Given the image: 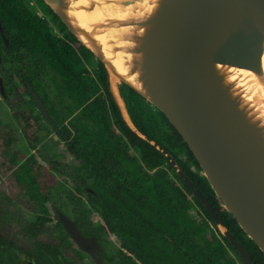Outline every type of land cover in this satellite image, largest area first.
<instances>
[{
    "label": "water",
    "instance_id": "water-1",
    "mask_svg": "<svg viewBox=\"0 0 264 264\" xmlns=\"http://www.w3.org/2000/svg\"><path fill=\"white\" fill-rule=\"evenodd\" d=\"M42 1L109 75L163 114L224 210L264 254V0ZM128 125L162 153L243 264H252L173 158ZM57 215L78 247L103 264L96 239Z\"/></svg>",
    "mask_w": 264,
    "mask_h": 264
},
{
    "label": "trees",
    "instance_id": "trees-1",
    "mask_svg": "<svg viewBox=\"0 0 264 264\" xmlns=\"http://www.w3.org/2000/svg\"><path fill=\"white\" fill-rule=\"evenodd\" d=\"M26 1L0 0V28L8 43L5 47L0 36V56L11 59L13 72L6 83L18 79L24 89L26 84L34 89L37 73L49 69L73 103V107H65L66 120L49 108L47 113L57 127L61 126L59 137L79 167L41 159L47 161L46 170L72 181L75 187L67 197L76 209L81 210L84 199L103 222L102 226H92L81 210L82 215L75 221L77 227L91 229L90 235L97 238L106 232L119 240L115 257H102L111 264H243L234 247L217 231L199 199L175 175L162 153L133 133L130 122L173 158L247 251L252 264H264V254L224 210L190 150L163 114L148 108L150 105L140 95L119 84L123 113L103 65L67 32L42 0L39 5L58 24L61 37L50 32L41 15L31 10ZM15 61H20L21 66H14ZM42 101L48 107L44 98ZM23 138L30 149L35 148L38 140L32 133ZM2 141L0 154L11 156L9 162L16 166L12 139ZM42 168L32 155L13 171L18 188L37 208L35 221L22 227L41 229L52 220L46 208V189L40 182ZM190 201L198 208L201 222L189 217ZM57 226L62 227L59 222ZM229 251L236 255L238 263L229 257Z\"/></svg>",
    "mask_w": 264,
    "mask_h": 264
},
{
    "label": "rangeland",
    "instance_id": "rangeland-1",
    "mask_svg": "<svg viewBox=\"0 0 264 264\" xmlns=\"http://www.w3.org/2000/svg\"><path fill=\"white\" fill-rule=\"evenodd\" d=\"M26 2L31 10L41 15V18L45 21L53 35L57 37L61 36L58 24L49 14L42 10L39 5V0H27ZM5 69H9L8 64H5ZM1 74L2 73H0V76L2 78L3 74ZM42 74L43 78L41 80H37V86L40 93L46 99L49 107L53 109L57 116L60 119H66L67 113L65 107H73V103L62 89L58 77L54 75L53 72L49 69H44ZM118 85L119 81L116 83V88ZM13 87L14 92L12 94L11 105L15 107V110L17 112L19 111V103L21 106L23 101L29 105L33 114L38 116L39 114L35 110V107L30 103L27 93L20 88L21 86L16 80L13 81ZM119 106L122 109V105L120 104ZM148 108L154 109L151 105L148 106ZM38 117L39 128L35 130L34 134H32L38 140V144L35 148L36 153H34V151L31 150L24 141L20 126L13 120L9 106H7L0 98V141L3 143L2 138L12 139L11 152L17 155L16 158L14 157V165L16 166L22 164L23 161L30 155H34L38 164L41 167H44L41 171L42 175L40 182L44 184L46 189L45 193L48 197L46 208L52 217L55 209L63 210L67 215H70L72 212L74 213V206L67 200L66 195L73 190V185L68 181V179L61 177L56 172L46 170L45 167L47 161L50 160L57 163L68 162L72 167H78V164L69 156L57 133H55L54 130L40 118V116ZM10 157L11 156L5 157L0 154V212L4 214V220L1 226L8 227L10 220L15 217L17 218V227H22V225L26 223H33L35 221L37 208L33 203L26 199L23 190L18 188L13 175V171L16 169V166H11V163L9 162ZM41 157L47 161L42 160ZM179 157L180 159L184 158L182 154H180ZM164 168L165 165L162 166V169ZM81 209L88 217L92 226L99 227L103 225L101 218L86 204L83 205L82 203ZM187 212L191 219L196 222H201L202 218H200V212L191 201L188 204ZM50 227H56V221L54 219L51 221V226L49 224L45 226V228L48 229ZM100 242L105 253L108 256L114 257L119 249L118 239H116L113 235L103 232L100 235ZM229 257L233 258L238 263V259L233 252L229 251Z\"/></svg>",
    "mask_w": 264,
    "mask_h": 264
},
{
    "label": "flooded vegetation",
    "instance_id": "flooded-vegetation-1",
    "mask_svg": "<svg viewBox=\"0 0 264 264\" xmlns=\"http://www.w3.org/2000/svg\"><path fill=\"white\" fill-rule=\"evenodd\" d=\"M51 18H52V16H51ZM1 32H2V30H1ZM0 36H1V34H0ZM59 37H61V36H59ZM1 39H2V36H1ZM2 42H3V39H2ZM3 44H4V42H3ZM4 46L7 47L8 43H7V45L4 44ZM0 61H1V65L3 66L2 71H0V73H2L3 75L1 74L2 78H1V76H0V78H1V83H2L3 92H4V96H2L0 94V98L2 99V101L7 106H9L11 113H12V116H13V120L16 121L18 123V125L20 126L21 133L23 135L24 134H31V133L34 134L35 130H37L39 128V125H38L39 117L38 116H40V118L43 119L54 130V132L57 133V135L59 136L58 132H59V129L61 128V126L57 127L53 123L51 118L49 117V115L47 113V108H49L51 111H53V109H51L49 107L48 102H47L48 107L44 106L43 101H42L44 97L40 93L38 86H37V80H39V79L41 80L43 78L42 71L37 73V76H35L37 80L35 82L36 84L34 85V89L31 85L26 84L25 85L26 90H25L22 87V85L20 84V81L18 79L17 80L14 79L20 84V86H21L20 88H22L27 93L29 100H30V103L35 107V110L38 112L39 115L35 116L31 110V108L29 107V105H27V103H25L23 101H22L21 106L19 103V111L17 112L15 110V107H13L11 105L12 94L14 92V87H13V81L14 80L11 81V84L6 83V80L9 78V76L13 75V72L11 71V59L9 57L6 59H2L0 56ZM5 64H8V67H9L8 70L5 69ZM14 66H21V62L15 61ZM28 88H30L33 91V93H35L37 98L41 101V103H42V105L46 111L47 117L51 120L52 124L55 126L56 129H54L51 126V124L47 121L45 115L38 109V107L36 106V104L32 100L31 96L29 95ZM14 115H17V117H14ZM28 115H30V116H28ZM32 137H34V136L32 135ZM37 144H38V142H37ZM36 145H35V148H36ZM35 148L31 149L34 151V153H36ZM30 156H32V155H30ZM69 156H70V154H69ZM74 162H76V161L74 160ZM67 163H65V164H67ZM69 164L70 163H68L67 165L70 166ZM70 167H72V166H70ZM78 167H79V165H78ZM78 167H75V168H78ZM190 168L193 170L192 166ZM53 172H55V171H53ZM61 177H63V176H61ZM64 178H66V177H64ZM66 179H68V178H66ZM68 181L73 185V183L70 179H68ZM74 187L75 186L73 185V188ZM67 195H66L67 200L74 206V213L72 212V214L67 215L63 210L55 209L53 217L52 216L51 217H52V219H54L56 221V227H50L49 229L48 228L37 229V228H28V227H17V222H16L17 218H15V217L10 220L8 227H2L1 224L4 220L3 219L4 214H2L0 212V264H89V263L90 264H96V262L92 259V257L87 252L82 251L78 247V245L71 238L69 233L63 227L57 226V222H59L57 212H61L62 214H64L69 220H71V222H73V224L76 227H77V225H76L75 221H77L78 218L82 215L81 214L82 209L77 210L75 204L69 200ZM83 197H86V195L84 194ZM47 199H48V197H47ZM81 203H83V205L86 204L88 206V204L85 202L84 199L81 200ZM80 207L82 208V205ZM51 221L47 222L45 224V226H47V224H49L51 226ZM26 224H28V223H26ZM77 229L83 237H94L96 239V241H97V243L101 249V251L98 254L99 258L101 259L103 264H111L107 259H104L102 257L103 254L108 256L105 253V251L102 247V244L100 242V235L103 232L97 238L93 235H90V232L92 230L89 228L79 229L77 227ZM107 234H109V233H107ZM110 235H113V234H110ZM119 247H120V243H119ZM108 257L112 258L111 256H108ZM114 260H115V258H114ZM136 263L139 264V262H136Z\"/></svg>",
    "mask_w": 264,
    "mask_h": 264
},
{
    "label": "bare ground",
    "instance_id": "bare-ground-1",
    "mask_svg": "<svg viewBox=\"0 0 264 264\" xmlns=\"http://www.w3.org/2000/svg\"><path fill=\"white\" fill-rule=\"evenodd\" d=\"M262 59H263L262 62H263V71H264V54H263V58H262ZM117 81H118V80L116 79L115 76L110 75V85H111V90H112V92H113V94H114L116 100L118 101V103L122 105V103L119 102L120 99H119V97H118V96H119V95H118V90H117V88H116V83H117Z\"/></svg>",
    "mask_w": 264,
    "mask_h": 264
}]
</instances>
